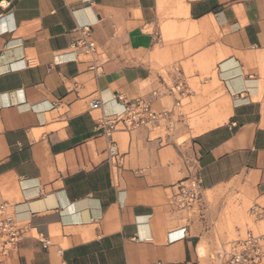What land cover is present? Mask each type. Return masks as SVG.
<instances>
[{
  "label": "crops",
  "instance_id": "obj_1",
  "mask_svg": "<svg viewBox=\"0 0 264 264\" xmlns=\"http://www.w3.org/2000/svg\"><path fill=\"white\" fill-rule=\"evenodd\" d=\"M2 1L0 194L25 228L7 264H196L264 236V0ZM138 98L165 115L113 135L115 171L99 121Z\"/></svg>",
  "mask_w": 264,
  "mask_h": 264
},
{
  "label": "built area",
  "instance_id": "obj_2",
  "mask_svg": "<svg viewBox=\"0 0 264 264\" xmlns=\"http://www.w3.org/2000/svg\"><path fill=\"white\" fill-rule=\"evenodd\" d=\"M0 4H5L2 1ZM80 36L72 43L71 47L81 53L92 56L97 53V45L93 38L91 27L85 26L78 30ZM179 96L186 94L183 83L175 86ZM174 90V91H175ZM156 93L153 94L154 98ZM124 101V99H120ZM179 104V103H178ZM100 106L93 104V108ZM165 113H158L153 109V99L138 98L125 101L122 110L109 115H104L99 121L103 134L109 138L108 152L112 168L117 170L122 161L113 135L117 132H128L141 127L154 124L163 118ZM187 163L188 158L184 157ZM203 193V180L199 173L190 176L179 183V191L172 198L171 203L179 210H190L196 206ZM25 233V228L17 221L12 205L3 199L0 194V258L8 259L18 253L19 244ZM229 250H224L222 255L229 258L233 264H264V236L248 235L242 240L229 244Z\"/></svg>",
  "mask_w": 264,
  "mask_h": 264
},
{
  "label": "rangeland",
  "instance_id": "obj_3",
  "mask_svg": "<svg viewBox=\"0 0 264 264\" xmlns=\"http://www.w3.org/2000/svg\"><path fill=\"white\" fill-rule=\"evenodd\" d=\"M212 113L215 116V104H213L212 106ZM200 114L201 113L199 111L193 113L192 119L199 117ZM204 249H205V252L203 253L202 256H200L201 254L200 255L198 254V259H197L196 264H233L229 258L224 257L222 255L224 250H229V247H221V246L216 247V248L204 247ZM7 262H8V259L3 260L0 258V264H7Z\"/></svg>",
  "mask_w": 264,
  "mask_h": 264
},
{
  "label": "bare ground",
  "instance_id": "obj_4",
  "mask_svg": "<svg viewBox=\"0 0 264 264\" xmlns=\"http://www.w3.org/2000/svg\"><path fill=\"white\" fill-rule=\"evenodd\" d=\"M203 253H204V251H203V249H201V250H200V254L203 255Z\"/></svg>",
  "mask_w": 264,
  "mask_h": 264
}]
</instances>
